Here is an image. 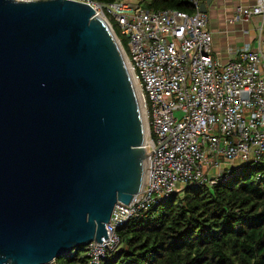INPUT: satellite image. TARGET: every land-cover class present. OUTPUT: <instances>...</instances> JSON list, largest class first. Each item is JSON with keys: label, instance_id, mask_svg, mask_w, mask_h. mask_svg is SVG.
Listing matches in <instances>:
<instances>
[{"label": "water", "instance_id": "obj_1", "mask_svg": "<svg viewBox=\"0 0 264 264\" xmlns=\"http://www.w3.org/2000/svg\"><path fill=\"white\" fill-rule=\"evenodd\" d=\"M145 140L102 17L68 0H0V264H52L107 238L115 205L142 190Z\"/></svg>", "mask_w": 264, "mask_h": 264}, {"label": "built area", "instance_id": "obj_2", "mask_svg": "<svg viewBox=\"0 0 264 264\" xmlns=\"http://www.w3.org/2000/svg\"><path fill=\"white\" fill-rule=\"evenodd\" d=\"M30 2L37 0H17ZM96 16L117 28L123 55L141 101L146 140L144 182L128 205H115L106 236L85 249L99 264L119 244L117 229L186 186H211L222 163H264L262 56L244 47L225 64L213 57L203 0L193 13L147 10L141 0L97 3ZM264 18V0L235 8L230 23ZM114 32V31H113Z\"/></svg>", "mask_w": 264, "mask_h": 264}, {"label": "trees", "instance_id": "obj_3", "mask_svg": "<svg viewBox=\"0 0 264 264\" xmlns=\"http://www.w3.org/2000/svg\"><path fill=\"white\" fill-rule=\"evenodd\" d=\"M141 3L147 10L194 12L190 0ZM116 233L117 248L99 264H264V163L225 169L211 186L183 187ZM52 264L90 263L80 248Z\"/></svg>", "mask_w": 264, "mask_h": 264}, {"label": "crops", "instance_id": "obj_4", "mask_svg": "<svg viewBox=\"0 0 264 264\" xmlns=\"http://www.w3.org/2000/svg\"><path fill=\"white\" fill-rule=\"evenodd\" d=\"M254 0H211L206 4L203 0L208 16L207 28L212 35V49L214 59L225 64L235 52L249 47L262 56L261 74L264 80V18L257 17L249 22L230 23L235 8L252 6Z\"/></svg>", "mask_w": 264, "mask_h": 264}, {"label": "rangeland", "instance_id": "obj_5", "mask_svg": "<svg viewBox=\"0 0 264 264\" xmlns=\"http://www.w3.org/2000/svg\"><path fill=\"white\" fill-rule=\"evenodd\" d=\"M127 1H133V0H127ZM237 166H239V165H235V164H227V163H222V165H221V173L225 170V169H230V168H233V167H237ZM179 195H181V194H179Z\"/></svg>", "mask_w": 264, "mask_h": 264}]
</instances>
